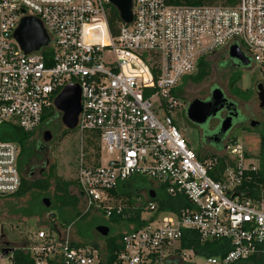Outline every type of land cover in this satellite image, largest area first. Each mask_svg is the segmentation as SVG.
Wrapping results in <instances>:
<instances>
[{
    "label": "built area",
    "instance_id": "2783aa9c",
    "mask_svg": "<svg viewBox=\"0 0 264 264\" xmlns=\"http://www.w3.org/2000/svg\"><path fill=\"white\" fill-rule=\"evenodd\" d=\"M109 6L108 0H0V126L35 131L60 91L78 85L75 130L81 138L98 135L97 157L80 156L75 178L85 212L119 213L109 192L132 177L151 183L141 195L142 219L156 212L150 190L188 202L124 233L120 264H194L187 260L194 252L180 249L187 231L201 242L229 243L224 257L206 264L264 261V187L250 186L261 171L259 140L223 142L217 154L196 155L171 117L179 107L172 91L219 49L235 45L264 84V0L200 6L132 0V21H119L116 37L107 26ZM24 18L40 24L46 47L21 51L14 32ZM18 156L15 143L0 141V197L20 187ZM31 239L33 246L11 252L28 251L33 264L104 262L97 250L72 246L70 227L50 236L35 230ZM11 252L2 256L9 264Z\"/></svg>",
    "mask_w": 264,
    "mask_h": 264
},
{
    "label": "rangeland",
    "instance_id": "374dc122",
    "mask_svg": "<svg viewBox=\"0 0 264 264\" xmlns=\"http://www.w3.org/2000/svg\"><path fill=\"white\" fill-rule=\"evenodd\" d=\"M221 52L222 49H219L215 54L207 57V60L210 63V69L209 75L203 81L197 84L189 81L183 84L181 81L178 84V86L181 85L178 102L179 107L173 111L171 117L175 123V126L181 132L185 143L194 152H196V142L193 138V130L187 122L185 109L192 100L198 99V97L203 95V91L206 89L208 84L215 83L218 81V79H220L222 73L220 69H218L217 64L221 59V55L219 54ZM237 76L238 80L234 83V86L231 87L234 90L236 97L242 98L244 105L249 107L251 105L249 100L254 95L253 86L260 79L257 66L250 71H242L238 73ZM43 124L45 125H42L40 128L43 131H52V135L55 137L57 136L59 140L53 138V140L49 142L48 146H50V149L47 154L42 155L40 158H33L30 163L34 166L37 165V168H40L43 167L42 164L46 161L47 164L44 166L45 172L43 174H37V170L33 177L28 176V171L27 173H22V175L26 181L46 179L49 181V188L46 191L34 190L21 197H0V250L5 248L12 249L13 247L21 246V238L23 236H32L36 228L45 229V227L48 226H61L60 223L62 220L60 221L59 218L57 219L58 222L52 225L49 221L53 219L49 218L51 215L57 214L56 207L59 206L54 197L56 180L72 183L69 187L71 194L76 198L79 195L75 178L79 166L80 156H82L84 162H87L89 159L88 153L91 151L90 148L85 144L84 136L81 138L76 130L71 131L68 135L61 136L65 129L60 123V118ZM49 126L52 130H49ZM37 129L33 132L30 140L32 145H34L35 142L40 139L39 131ZM233 136L236 138V140H238L239 143L245 146H248L250 143L251 145L254 144V141H257L259 138L256 132L251 130L249 127L235 130ZM106 161L107 157L103 156L102 163L104 164ZM158 195H160V192H158ZM45 197L49 198L50 201L48 208H43L41 205V200ZM77 199L78 204L75 209H64V211H66L64 216L66 220L70 217L76 219L77 216H74L75 212L80 214L86 213L85 217L77 219V221H74L73 225L70 223H64L66 224V228L70 227V239L75 243L81 241L78 236H89L92 238L90 234L91 230L98 226V223H103L105 220H107L100 212H96L93 209L85 212L83 198L82 200L80 197ZM137 199L138 203L142 202L139 196L136 197V195H131V201L136 202ZM117 202H120V200ZM143 216L145 218L148 217L145 214ZM125 231L126 230L124 227L115 226L111 234L109 230V234L106 238H111L117 233L123 234ZM83 241L88 242L85 239H83ZM97 241L99 243L98 247L103 248L105 245V238L99 239ZM103 252L104 251H102V253ZM102 255V261H104L105 256L104 254ZM188 255L189 256L187 260L191 261V263L206 264V259L199 256H192L190 254ZM0 264H9L7 258H2L1 253Z\"/></svg>",
    "mask_w": 264,
    "mask_h": 264
},
{
    "label": "trees",
    "instance_id": "16d2710c",
    "mask_svg": "<svg viewBox=\"0 0 264 264\" xmlns=\"http://www.w3.org/2000/svg\"><path fill=\"white\" fill-rule=\"evenodd\" d=\"M237 0H167V3L170 5H187V6H200V5H234ZM107 26L109 33L112 37L117 36V29L119 26V18L118 14L112 6L108 7V12L106 16ZM210 63L207 60V57L201 58L197 64V70L194 74L190 76H186L182 79V83L189 81L192 83H200L209 75ZM238 80V76L233 75L230 78L229 85L234 84ZM182 84V85H183ZM181 85L175 88L172 91V94L179 99ZM59 118V113L55 110H49L42 117L41 123H49L53 120ZM34 132V131H33ZM33 132H24L20 128L13 125H3L0 126V141L15 143L19 148V156H18V170L20 172V180L21 184L18 191L12 195L8 196V198L12 197H21L28 194L31 191L39 190L46 191L49 188L48 180H37V181H26L22 175V169L25 164H27V160L32 155V143L30 142ZM71 131L64 130L62 135H68ZM84 141L87 147L95 153L97 157L98 152V135L97 134H88L84 135ZM59 140V138H58ZM236 138L232 137L231 142H235ZM259 155L261 157V171L259 173V177L254 180V184L250 185L254 187L260 184L264 187V134L259 136ZM196 153V152H195ZM90 152L88 153V156ZM196 155H198L196 153ZM72 183L70 182H61L59 180L55 181V194L54 197L56 202L58 203L57 214L51 215L49 218H53L50 221V224H55L58 222V218L61 221L59 227L48 226L44 228H36L35 230L43 229L49 236L52 234L54 230H62L66 228V224L70 223L73 225L74 221L80 219L81 217H85L86 213L80 214L75 212L74 216H77L76 219L73 217H68L69 219H65L64 209L70 208L75 209L78 204V199L71 194L69 187ZM150 182L141 177H132L122 184H120L115 190L109 192L110 195L114 197L116 201L120 200L119 207L120 212L116 213L115 209L111 211V215L109 217L102 216L107 219L103 223H98L97 225H106L110 234L113 231V228L122 226L125 228V233L136 231L142 227H144L149 221L154 220L156 216L161 213L172 212L176 213L179 209L188 206V202L183 197H175L171 198L166 195L165 191L162 188L157 189V194L155 198L150 200L156 205V212L149 218L142 219L143 207L145 206V202L141 199V203L137 201L133 202L130 200L131 195H136L141 198L142 193L149 188ZM160 192V195H158ZM123 205V206H122ZM74 219V220H73ZM54 226V225H53ZM124 234V233H123ZM123 234H114L111 238H105V245L103 248L98 247V241H94L89 236H78L81 239L79 242H72V246L75 248H90L97 250L100 256L104 254L105 259L102 264H120V261L117 259L118 256L122 252V246L120 244V239ZM83 239L88 242H84ZM21 246L28 247L29 245L33 246V241L31 236H23L20 240ZM180 249L181 250H192L196 256L202 257L204 259L209 257L222 258L229 251L230 246L229 243L225 240H213L201 242L195 232L187 231L184 233L183 238L180 241ZM102 251H104L102 253ZM10 264H33L34 258L28 253V251L15 249L11 252L10 256ZM233 264H264V261L261 258H253L250 260H246L243 262L233 263Z\"/></svg>",
    "mask_w": 264,
    "mask_h": 264
},
{
    "label": "flooded vegetation",
    "instance_id": "af4514ba",
    "mask_svg": "<svg viewBox=\"0 0 264 264\" xmlns=\"http://www.w3.org/2000/svg\"><path fill=\"white\" fill-rule=\"evenodd\" d=\"M219 54L221 55V59L217 66L222 75L218 81L207 85L206 89L203 91V95L198 97V100L203 103H210L211 109H220L214 116H209L204 124H195L187 120L193 130V138L196 142L195 151L198 155L217 154L221 151L223 142L230 141L231 138L234 137V131L237 129L249 127L251 130L255 131L258 136L264 134V110L260 108L254 91V95L249 100L251 105L248 107L247 105H244L242 98L236 97V94L231 87L234 86V84L229 85L230 78L234 74L253 69L252 62L248 59V64L242 66L236 60L230 59L227 56L225 49H222V52ZM214 90H219L220 94L214 96ZM227 118H230V127L223 132L221 131V124ZM42 125L45 124L41 123L37 129L39 131L40 139L32 145V155L22 169V173L24 174L28 171L27 174L30 177H33L37 170V174H43L45 172L44 166L47 164L46 161L42 164L43 167L40 168H37V165L34 166L30 163L33 158H40L42 155L47 154L50 149V146H48L49 142H51L53 138L56 140L58 139L57 136L55 137L52 135V131H43L40 128ZM49 130H52L50 126ZM46 132L51 136L48 142L43 141L44 133ZM78 197L82 200L80 194L77 198Z\"/></svg>",
    "mask_w": 264,
    "mask_h": 264
},
{
    "label": "water",
    "instance_id": "95a60500",
    "mask_svg": "<svg viewBox=\"0 0 264 264\" xmlns=\"http://www.w3.org/2000/svg\"><path fill=\"white\" fill-rule=\"evenodd\" d=\"M109 4L118 14L119 21L124 24H130L132 21V0H108ZM14 38L24 54L36 52L49 43L48 38L43 32L40 24L30 18H24L14 32ZM227 56L236 60L242 66L248 64L239 49L233 45L228 48ZM253 91L257 97L260 108L264 110V84L257 81L253 86ZM220 94L219 90H214L213 95ZM54 110L59 113L60 123L67 131H74L77 125L78 116L81 112L80 89L78 85L69 84L65 86L53 101ZM220 108L211 109L210 103H203L198 99L192 100L185 109L187 120L195 124H204L209 116H214ZM230 127V118L225 119L221 124V131L225 132ZM51 136L48 132L44 133L43 141L48 142ZM112 165V164H110ZM237 195V194H235ZM150 199H154V192H148ZM43 208L50 205L49 198L41 200ZM91 236L94 241L104 239L109 234V228L105 225H98L91 230ZM11 249H1L2 256H7Z\"/></svg>",
    "mask_w": 264,
    "mask_h": 264
}]
</instances>
